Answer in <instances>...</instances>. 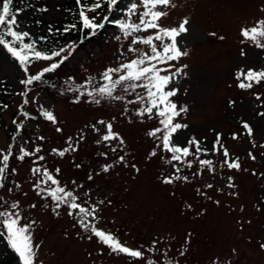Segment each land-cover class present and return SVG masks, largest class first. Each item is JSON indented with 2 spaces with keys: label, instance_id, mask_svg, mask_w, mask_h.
I'll return each mask as SVG.
<instances>
[{
  "label": "rangeland",
  "instance_id": "rangeland-1",
  "mask_svg": "<svg viewBox=\"0 0 264 264\" xmlns=\"http://www.w3.org/2000/svg\"><path fill=\"white\" fill-rule=\"evenodd\" d=\"M63 1L41 0L42 5H46L48 9L41 16L44 24H59L68 18V14L59 5ZM133 2L139 4V0H117L116 5L124 12L128 22H138L139 11L143 10L141 5L136 15H130L129 7ZM173 2L177 7L163 9L169 15L161 20V24L167 27L178 26L185 17L190 21L189 33L177 38L178 46L187 50L189 55L170 62L174 67L169 69L174 72L175 68L188 65L184 70L187 75L177 74L170 85L178 90L176 96L172 97L178 108H188L186 113L176 118V122L187 124L188 127L181 129L174 139L178 138L182 146L192 137L200 140L209 149L200 158L212 159L215 172L201 169L198 160L189 157L188 159H193L192 169H188L183 163H173L182 169L179 174L188 175L191 182L164 185L162 177L174 172L172 165L166 163L170 154L162 146L157 147L162 144L161 140L147 135L150 130L161 127L158 118H140L134 114L141 107L140 104L125 105L123 102L105 101L97 106L84 100L77 104L73 102L74 93L70 92L64 97L53 96L41 87H32L28 95V106L40 110L38 105L43 104L54 109L59 119L58 125L23 117L18 119L25 124L26 132L16 137H24L27 142L24 146L29 151L37 145L42 147L38 155H43L45 160L37 163L53 170L54 175V169L60 168L61 173L57 178L62 181V186L73 189L72 181L83 185V188L75 191L85 206L93 200L104 199L106 203L100 207L98 218L93 222L98 227L117 234L121 242L134 248L147 249L152 246L153 239L163 238L157 246L159 250L154 253L145 252V259L135 260L119 253H111L96 238L89 241L86 238L88 234L78 225L74 226L75 221L67 215L66 208L62 207L57 216L51 211V200L37 195L32 187L35 178L30 172L35 166L36 157H29L24 161L13 157L10 168L17 171L9 174L5 181L6 187L0 189V197L9 203L18 200L25 218L37 221L33 233L34 242L40 245L37 258L41 264H146L147 259L158 264H167L168 261L175 264L176 260L180 264H212L217 258L219 264H228L229 260L231 264H264V251L259 249V243L264 242V178L259 175L264 173V148H252L249 137L241 126L242 121L249 122L254 128L253 139L256 144L264 143V117L258 115L259 112H264V83L254 85L252 89H240L236 79L239 70L264 68V49L255 48L248 41L241 43L243 38L240 35L241 27L251 26L256 20L264 18V0ZM18 20L24 30L31 31L32 36L42 31L41 25L36 23L29 10L23 11ZM213 32L216 36L210 35ZM152 34L154 30L136 35ZM117 36L121 37L119 41ZM220 36L225 39L220 40ZM154 42L158 48L162 46L161 42ZM164 42L170 41L166 38ZM129 43L130 39L124 38L120 28L112 29L103 41L77 47L73 56L52 74L59 75L60 78L72 76L79 84L84 83L89 76L100 82V74L107 67H116L122 61L135 58V54L127 52ZM65 44H68V40L64 41L63 45ZM134 47L150 52V48L143 44ZM121 48L125 50L124 55H121ZM242 49L247 55L241 56ZM47 63L34 62L30 65L31 74L47 66ZM159 67L168 69L167 64ZM24 78L19 63L0 46V81L3 82L0 90L8 85L4 98L9 106L7 109L0 108V149L7 151L8 145L13 142L16 154L19 140L11 138V132L15 129L12 121L23 101L18 93L25 90L19 83ZM137 92L144 94L143 89H138ZM256 94L262 97L260 101L255 98ZM124 95L126 99L135 100L134 94ZM3 104L5 103H0ZM125 107L129 109L128 112L123 111ZM113 117L114 130L125 141V145L116 152L111 149L118 142L96 143L106 131L102 125H97L101 129L100 133L85 130L87 138L80 144L78 151L66 153L64 157L51 151L53 148L67 147V138L75 137L86 124H93L100 119L110 121ZM56 127L63 128V132H56ZM216 133L222 134V143L228 148L231 157H239L243 168L249 171L220 167L224 160L222 153L211 151ZM233 133H237L239 138L233 140ZM39 136L45 139L40 141L37 139ZM153 149L158 153L156 157L149 155ZM250 150L257 157L255 161L247 156ZM102 152H107V157L101 156ZM120 155L125 156L126 163H117ZM108 163H114L115 166L108 173L102 172V166ZM76 164L81 167H75ZM132 164L140 169L138 173L131 167ZM252 170L257 175H252ZM197 171L203 172L199 178L192 176ZM89 174L93 175L91 181L87 179ZM229 176L234 177V182L238 185L235 191L239 192V197L228 195L230 189L226 184ZM14 182L21 187L15 188ZM207 183L213 184V188H205ZM8 188H13V191L9 192ZM197 188L212 199L199 195ZM88 189L92 192L93 200L83 196V192ZM108 200H111V204L107 203ZM216 200L220 201L219 205L214 203ZM32 204L37 207L32 209ZM45 204L50 207H44ZM188 204L192 205L191 210L187 208ZM240 222H243L242 230ZM2 233L5 238L0 236V259L9 243L4 229ZM187 233L192 235L190 243L185 244ZM182 247L187 249L184 257L179 256ZM232 249H236L235 254ZM14 264H22L20 258Z\"/></svg>",
  "mask_w": 264,
  "mask_h": 264
},
{
  "label": "snow or ice",
  "instance_id": "snow-or-ice-1",
  "mask_svg": "<svg viewBox=\"0 0 264 264\" xmlns=\"http://www.w3.org/2000/svg\"><path fill=\"white\" fill-rule=\"evenodd\" d=\"M14 0H0V46H3L8 53L19 63L20 68L25 75L24 79H21L19 83L24 86V91L18 93L23 97L22 104L20 105V111L25 119L30 118V113L24 110V106L30 103L28 99L29 93L32 91L30 86L35 82H45L43 78L46 73H53L59 69L66 61L73 56L77 49L76 43H68L63 46L51 47L48 50H40L37 47V39L32 38L30 30H24L23 25L18 20L19 14L23 11L21 8H13ZM78 12L77 23H71L63 27V29H54L51 25L48 27L49 33L53 32H71L77 30L84 32L87 30L88 35H94L98 30L105 27V21H108V16H98V12L102 7L101 0H76ZM117 4V0H108L107 7L111 8ZM142 5V11H139L138 22H123L116 21L121 29L125 39H130L127 52L135 54V58L128 59L127 62H120L116 67H107L100 74V82H96L95 77L89 76L84 83L75 84L70 86L67 91L73 92L74 103H80L82 100L90 104L100 106L102 102L118 101L128 104H140L141 107L137 108L135 115L140 118L147 117L148 119L158 118V123L161 127H156L150 130L147 135L149 137L157 138L161 140L162 144H158L157 147H161L164 151L170 154V159L166 160V163L172 165L174 172L171 175H165L162 177V183L164 185H172L175 182L190 183L188 175H180L182 169L177 167L176 163H183L188 169L193 168V157L198 160L201 169H206L210 173L215 172V165L212 159H202L201 154L207 153L209 149L203 146L202 142L196 137H192L187 141L186 145H181L176 134L181 129H186L187 124L176 122V118L180 117L182 113L188 111L187 106L179 107L172 100L177 94V89L170 87L172 81L176 78L177 74L187 73L184 71L188 68L187 64L181 67L175 68L174 72L169 71L174 65L170 62L178 61L182 57H187L189 52L182 50L178 46L177 38L184 33H189L190 21L187 17L183 18L178 26L167 27L161 24V20L169 15L165 8H176L177 5L173 0H139L138 3H131L129 7V14L136 15L137 9ZM264 10V9H262ZM40 12H47L46 7L39 9ZM37 24L40 21H36ZM149 30H154V34L140 36L138 33H147ZM210 35L216 36L213 32ZM240 35L243 38L241 43L248 41L252 46L259 49H264V18L258 19L251 26L241 27ZM167 38L170 42H164ZM41 41L47 40L48 37L41 36L38 38ZM116 39L119 41L120 36ZM220 40H224V36L219 37ZM161 42V47L158 48L157 43ZM143 44L150 48V52L142 51L134 45ZM124 49L121 48V55H124ZM241 56L247 55L242 49ZM34 62H48L47 66L41 67L35 74H31L30 65ZM161 64H167L168 69H162L159 67ZM162 72H168V74H162ZM72 78H70L71 81ZM236 79L238 81V87L240 89H252L254 85L264 83V68H248L247 70H239L236 73ZM0 81V85H2ZM138 89H143L144 94L137 92ZM124 93L127 95H135V100L126 99V95L118 94ZM258 101L262 99L259 94L255 97ZM35 101V98H34ZM38 102V101H35ZM230 103H234L230 101ZM40 108V114L43 118L50 122L52 125H58L59 119L55 114L54 109L45 107L43 104L38 105ZM7 104L0 105V108L7 109ZM124 112H128L127 107L124 108ZM258 115L264 117V112H259ZM115 117L110 121L103 119L97 120L93 124H86L83 129L79 130L75 137L69 136L67 138V147L63 149L53 148L51 151L60 157H64L66 153L76 152L79 150V146L87 138L86 129H90L93 133H100L101 129L97 125H102L106 129L105 133L96 140L97 144L103 142H118L116 147H112V151L116 152L118 148L125 145V141L122 135L114 130ZM13 124L16 125L18 131L25 128L23 121L13 120ZM242 129L249 137V142L252 148H264V143L257 145L253 139L255 133L252 125L247 121L241 122ZM55 131L63 132V128L56 127ZM162 134V135H158ZM233 140L238 139V134L233 133ZM18 139L19 143L16 145L18 154L13 151V145L10 143L7 147V151L0 149V189L6 187L5 181L9 178V174H15L16 169L10 168V158H15L19 161H24L29 157H36L34 161L35 166L30 169L31 175L35 178L32 182V187L36 191L38 196L42 199H50L52 202L51 211L59 216L60 209L62 207L67 209V215L72 217L75 221V225H78L84 233H87V239L91 241L96 238L102 245L106 246L111 253L122 254L128 258L135 260L145 259V252L154 253L158 251V245L162 242L161 238L153 239L152 246L147 249L134 248L121 242L117 234L107 231L104 228L98 227L95 221L98 218L100 207L103 206L106 201L104 199L93 200L92 192L90 189L83 192V196L89 200H93L91 204L85 206L80 202L81 197L77 194L75 189L83 188V185H77L76 181H72L73 189H69L67 186H62V181L57 177L61 173L60 168L49 170L48 167L37 163L43 162L45 157L38 155L42 151V147L37 145L31 151H29L24 145L27 143L23 136L14 137ZM38 140L43 141L45 137L39 136ZM212 152L222 153L224 160L221 162L220 167L226 166L227 169L237 171H249L243 168L239 157H231L228 148L222 143V134L216 133V139L212 145ZM157 151L153 149L150 152L151 157L157 156ZM101 156L107 157V152L100 153ZM248 158L255 161L256 155L250 150L247 153ZM163 159V157H161ZM117 163L124 164L125 156L120 155L117 159ZM115 166L114 163L104 164L102 166V172L108 173L110 169ZM75 167L79 168L81 165L76 164ZM131 167L138 173L140 169L132 164ZM252 175H257L255 170H252ZM203 175L202 171L192 173L193 177L199 178ZM261 178H264V173H259ZM87 179L93 180V175L89 174ZM15 188H20L19 183L14 182ZM205 188H213V184L207 183ZM226 187L230 189L228 195L239 197V192L235 191L238 185L234 182V177L229 176L227 178ZM9 192L13 191V188H8ZM196 191L199 195L211 200L212 198L207 195L206 192L197 188ZM217 191H223V189H217ZM26 195V193H25ZM175 195V193H173ZM111 204V200L107 201ZM217 205L220 204L219 200L214 201ZM32 209L37 207L36 204L30 206ZM44 207H50L45 204ZM187 208L192 209V205L188 204ZM241 206V211H243ZM259 210V209H258ZM248 223H251L250 221ZM37 221L27 220L22 213L20 202L13 201L8 202L0 197V227H2L6 234L10 246L18 254L22 264H41L38 261V249L39 244L34 242L33 230ZM241 230L243 229V222H240ZM191 233H187L185 244L190 243ZM174 239V237L172 238ZM170 247V245L168 246ZM259 249L264 251V242L259 243ZM167 248L165 249V252ZM235 254L236 249H232ZM187 249L181 248L179 256H186ZM146 264H158V262L152 259H147ZM167 264H171L168 261ZM175 264H180L179 260L175 261ZM212 264H219L218 258L212 261ZM231 264V260L228 261Z\"/></svg>",
  "mask_w": 264,
  "mask_h": 264
},
{
  "label": "trees",
  "instance_id": "trees-1",
  "mask_svg": "<svg viewBox=\"0 0 264 264\" xmlns=\"http://www.w3.org/2000/svg\"><path fill=\"white\" fill-rule=\"evenodd\" d=\"M102 7L98 12V15L100 16H108V21H105V27L103 29L98 30L94 35H88L87 30L84 32H80L77 30H73L71 32H53L49 33L48 27L51 25L54 29H63L68 24L71 23H77L79 26V22L77 19V4L76 0H64L63 2H60L61 9L68 14V18L65 19L63 22L59 24L55 23H46L44 24L43 20H41V16L43 12H40L39 9L42 7H46V5H42L41 0H14L13 8H21L23 11L29 10L32 12V15L35 17L36 21H40L39 25H41L42 31L39 32L36 35H33V39H37V47L40 50H48L51 47H59L64 44V41L68 40V43H76L77 47L82 46L86 47L93 43L103 41L106 36L111 32L112 29H118L119 25L115 23L116 21H123L128 22V20L125 18L124 12L118 7V5H114L111 8L107 7L108 0H101ZM22 11V12H23ZM21 12V13H22ZM20 13V14H21ZM20 14L18 18L20 17ZM125 18V19H124ZM124 19V20H123ZM110 21V22H109ZM41 36L48 37L47 40L41 41L38 38ZM11 55V54H10ZM70 78L71 81H70ZM45 82H35L32 87H41L46 92L50 93L53 96H68V93L70 91H67V89L70 86H74L77 83L72 76H62V78L59 77V75H55L52 73H46L45 77L43 78ZM8 87V85L3 86V89L0 90V103L5 101V90ZM73 93V92H71ZM20 109V108H19ZM24 110L28 111L30 113V118L34 121H46L43 116L40 114V110L35 107H30L28 105L24 106ZM22 112L18 110V112L14 115V119L18 121L19 118H22ZM24 118V117H23ZM19 122V121H18ZM47 122V121H46ZM14 130H12L13 136L11 138L13 139L16 137V135H19L20 133L26 132V129L24 128L21 131H18L16 128V125L14 124ZM30 137H34L33 134H29ZM15 141V139H13ZM13 146V142L11 143ZM13 158H10L9 166H11ZM2 227H0V236L4 239L2 233ZM19 259L18 254L15 252V250L10 246V244H6L5 250L2 252L0 264H14Z\"/></svg>",
  "mask_w": 264,
  "mask_h": 264
}]
</instances>
